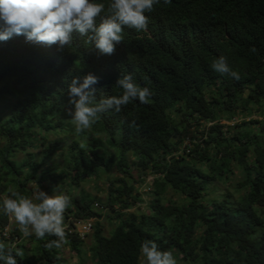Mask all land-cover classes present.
Listing matches in <instances>:
<instances>
[{"label":"trees","instance_id":"1","mask_svg":"<svg viewBox=\"0 0 264 264\" xmlns=\"http://www.w3.org/2000/svg\"><path fill=\"white\" fill-rule=\"evenodd\" d=\"M146 15L147 30L125 27L112 55L99 54L78 34L64 51L23 35L0 42V203L10 188L30 197V179L57 187L65 181L71 202L64 245L81 256L87 237H80L75 223L100 218L93 205L100 202L116 225L105 234L100 220L93 222V264H143L145 239L188 264H264V118L245 117L253 108L264 117V0H160ZM221 55L239 80L212 69ZM87 72L99 77L98 99L120 95L116 81L128 73L153 94L146 104L135 100L120 112L105 111L79 139L48 142L41 162L31 152L18 161L17 152L48 141L43 132L76 133L68 85ZM223 117L242 122L224 124ZM62 143L65 167H47L38 176ZM109 147L118 151L117 161L105 156ZM128 152L136 157L140 182L154 175L149 201L124 176L110 180L105 200L84 190L72 196L82 181L115 164L132 177ZM236 168L241 175L235 189H211L229 182ZM170 190L183 197H167ZM133 206L137 210H129ZM10 225L0 212V240L14 245L18 264H66L62 247L47 246L56 237L33 234L28 248L23 232L17 225L10 232ZM79 264L91 263L82 258Z\"/></svg>","mask_w":264,"mask_h":264},{"label":"clouds","instance_id":"2","mask_svg":"<svg viewBox=\"0 0 264 264\" xmlns=\"http://www.w3.org/2000/svg\"><path fill=\"white\" fill-rule=\"evenodd\" d=\"M160 0H0V42L23 35L27 41L56 45L64 51L73 42V34L86 38L101 55H112L124 40V28L146 31L150 13ZM212 69L236 80L237 71L231 69L225 56L211 64ZM99 77L92 72L72 76L68 85L71 103V122L77 134L90 129L109 109L120 112L123 106L138 100L149 102L152 90L140 86L131 73L120 76L116 85L120 95L98 99ZM71 197L53 189L52 193L38 187L29 197L9 189V195L0 203V212L14 220L25 236L38 239L54 236L48 247L61 248L67 243L64 213ZM7 235V233H5ZM14 245L6 246L0 240V264H18ZM143 264H177L172 251L161 250L155 240L145 239L140 245Z\"/></svg>","mask_w":264,"mask_h":264},{"label":"rangeland","instance_id":"3","mask_svg":"<svg viewBox=\"0 0 264 264\" xmlns=\"http://www.w3.org/2000/svg\"><path fill=\"white\" fill-rule=\"evenodd\" d=\"M6 103H8V101H5ZM4 103V104H6ZM245 117L247 118V120L250 119H262L263 114L261 112H259L256 108H253V114L252 115H245ZM232 122H242V117L239 118V120H234V121H227L226 118L223 117L222 119V123H227V124H233ZM211 124V123H210ZM193 128V127H191ZM89 131V129H88ZM42 135L47 137V142L44 141L42 139H39L37 142L34 143L33 146H30L28 148L27 151H19L16 153L15 158L18 161H22L23 158H25L28 152H31L34 154V159L37 162H41L42 158H43V150L45 149V147H47L48 142H54L55 140H63L66 142H71L74 138H80L79 135L77 133H71L69 131L63 130L61 131L60 129L51 131V132H43ZM186 135V134H185ZM184 135V138H185ZM41 136V135H40ZM203 141V140H202ZM62 142V141H61ZM185 142L188 143L189 139L186 138ZM5 144V140L4 138H2L0 136V148H2V146ZM67 146L66 143H62L55 155L52 158L46 159L45 163L42 165L41 170H39L38 176L41 175L42 170L44 168L47 167H52V166H60V168H64L65 167V159L68 156V151H67ZM98 151L103 154L104 152V148L99 147ZM105 156L107 158H114L116 161L118 160V151L114 148L109 147L108 150H106V152L104 153ZM136 161V157L133 155L132 152H128V163L130 164V171L132 174V177H128L127 175H123L121 172H119L118 167L116 166V164L111 167L109 170L106 168H103L100 171V177L98 178H87L86 180L81 182V185L79 187L73 188L72 189V196H77L81 190H84L86 192H88L91 196L100 198L102 200H105L106 196H107V189H108V185L110 180L118 177V176H124L128 181H130L131 183H134L138 190L142 192L143 198L147 201H149L150 197L148 195V191H149V183L152 181L154 175L153 174H147L146 175V182H140L139 181V177H142L139 175V171L136 168V166L134 165V162ZM241 173L239 169H235V174L233 175V177L230 179L229 182H223V181H217L212 187L211 189H216V192H220L221 190H225L226 188L229 189H235L233 182L238 181L239 177H240ZM65 182V181H64ZM64 182H59V187H57L55 182H50L51 186L48 185V182L46 181H38L36 178L30 179L28 180V188H30L32 190V194L31 196L34 194V191L40 187L42 190L48 192L49 194L52 193L53 189H56L57 191L60 192H64V187L66 185V183ZM51 187V188H50ZM135 192V191H134ZM136 193V192H135ZM134 193V194H135ZM30 196V197H31ZM168 196H172L173 199L176 200H180L183 196H181V194L175 193L172 190H170L167 194ZM94 208L96 210H98L99 212H101L102 216L99 217H93L94 221L96 220H100V222L103 225L104 228V232L105 234H110L111 230L115 227L116 225V221L115 219H111L108 215H113L112 212L109 211V209H102V205L100 204V202L95 201L94 202ZM143 207H141L142 209H144L145 205H141ZM141 209V210H142ZM131 211H135L137 210V208L135 206L131 207V209H129ZM15 221L11 220V225L8 227L9 231L12 232L13 229L15 228ZM10 238V237H9ZM24 238L26 239V244L28 248H32L33 243L32 241L29 239L28 236L24 235ZM91 238H92V233L89 234L87 236L86 240V244L83 246V253L80 256L76 251L70 249L67 245H64L61 249V256L64 258L65 263L66 264H79V262H81L82 258H84L85 260H87L88 262H90L91 264H93L90 260V252L88 249V245L91 242ZM177 264H188L186 262H182V261H178L177 260Z\"/></svg>","mask_w":264,"mask_h":264},{"label":"built area","instance_id":"4","mask_svg":"<svg viewBox=\"0 0 264 264\" xmlns=\"http://www.w3.org/2000/svg\"><path fill=\"white\" fill-rule=\"evenodd\" d=\"M94 219L90 218L84 221H77L75 223V230L79 233L80 237L85 238L92 232Z\"/></svg>","mask_w":264,"mask_h":264}]
</instances>
